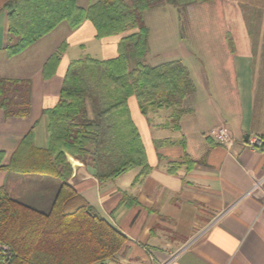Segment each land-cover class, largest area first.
<instances>
[{
	"label": "crops",
	"instance_id": "1",
	"mask_svg": "<svg viewBox=\"0 0 264 264\" xmlns=\"http://www.w3.org/2000/svg\"><path fill=\"white\" fill-rule=\"evenodd\" d=\"M7 1L0 0V79L30 82V112L6 117L0 110L5 166L30 131L34 147L48 146L42 112L56 105L68 64L86 56L115 58L117 43L132 32L97 39L92 24L84 21L70 29L55 74L44 79L42 66L62 42L47 44L52 31L10 57L13 40L2 8ZM95 1L76 3L87 8ZM215 1L223 23L218 55L193 59L185 51L186 61L179 59L194 86L187 105L191 113L182 118L180 130L167 125L169 117L160 123L147 118L162 110L151 109L145 116L134 96L127 100L145 149L147 174L140 177L142 168L136 167L100 183L90 162L66 155L72 168L69 185L126 237L118 253L101 264H264V141L259 148L247 144L252 135L264 140V0ZM157 59L156 54L151 58ZM150 128L174 134L153 137ZM220 128L230 134L227 143L216 136ZM185 156L191 162L169 173V162ZM58 185L49 173L0 170V187L8 196L38 210L50 208Z\"/></svg>",
	"mask_w": 264,
	"mask_h": 264
},
{
	"label": "trees",
	"instance_id": "2",
	"mask_svg": "<svg viewBox=\"0 0 264 264\" xmlns=\"http://www.w3.org/2000/svg\"><path fill=\"white\" fill-rule=\"evenodd\" d=\"M212 1L96 0L82 8L76 0H9L3 5L13 40L7 48L10 57L62 23L76 29L87 20L97 39L132 32L117 43L115 58L86 56L68 64L56 105L42 112L48 120L46 148L32 145L30 131L8 165H2L4 154L0 152V170L49 173L59 181L47 211L11 199L0 187V254L3 248L6 254L0 264H101L118 253L126 237L69 185L72 168L66 155L90 162L100 183L136 167L142 168L140 177L147 174L146 153L130 118L128 98L135 97L145 116L151 109L168 110L167 125L179 131L182 118L191 113L187 102L194 86L180 60L144 63L149 51L144 13L162 4L185 7ZM66 47L62 42L46 59L44 79L55 74ZM0 110L6 117H26L30 112V82L0 79ZM190 162L187 156L169 162L168 172L174 173Z\"/></svg>",
	"mask_w": 264,
	"mask_h": 264
},
{
	"label": "rangeland",
	"instance_id": "3",
	"mask_svg": "<svg viewBox=\"0 0 264 264\" xmlns=\"http://www.w3.org/2000/svg\"><path fill=\"white\" fill-rule=\"evenodd\" d=\"M78 1L83 4L82 0ZM218 6L219 1L194 3L185 7L162 4L156 9L146 11L144 21L149 29V51L144 63L176 59H183L185 62V51L192 53L193 59L218 55L219 45L223 40V23ZM69 32V27L63 23L47 37L46 42L49 46L59 44L66 39ZM155 54L158 59L153 62L151 58ZM190 103L188 101L187 105ZM155 112L147 116L155 123L163 122L169 117L168 110ZM150 134L153 137H169L174 133L165 128H150Z\"/></svg>",
	"mask_w": 264,
	"mask_h": 264
},
{
	"label": "built area",
	"instance_id": "4",
	"mask_svg": "<svg viewBox=\"0 0 264 264\" xmlns=\"http://www.w3.org/2000/svg\"><path fill=\"white\" fill-rule=\"evenodd\" d=\"M216 136L217 138L224 143H227L230 139V134L228 132V130L226 128H220L217 132H216ZM263 138L260 135H252L249 136L247 139V144L251 147V148H259L260 146H262L263 144ZM5 249L3 248V251L0 254V262H3V256H5Z\"/></svg>",
	"mask_w": 264,
	"mask_h": 264
},
{
	"label": "water",
	"instance_id": "5",
	"mask_svg": "<svg viewBox=\"0 0 264 264\" xmlns=\"http://www.w3.org/2000/svg\"><path fill=\"white\" fill-rule=\"evenodd\" d=\"M77 168H78V167L76 166V167H75V170H76Z\"/></svg>",
	"mask_w": 264,
	"mask_h": 264
}]
</instances>
